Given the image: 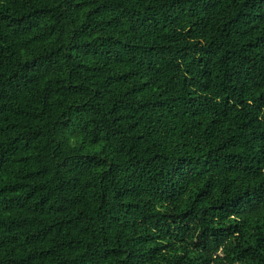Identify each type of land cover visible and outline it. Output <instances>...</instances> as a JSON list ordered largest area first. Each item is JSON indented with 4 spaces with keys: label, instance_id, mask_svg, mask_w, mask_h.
<instances>
[{
    "label": "trees",
    "instance_id": "obj_1",
    "mask_svg": "<svg viewBox=\"0 0 264 264\" xmlns=\"http://www.w3.org/2000/svg\"><path fill=\"white\" fill-rule=\"evenodd\" d=\"M0 264H264V0H0Z\"/></svg>",
    "mask_w": 264,
    "mask_h": 264
}]
</instances>
